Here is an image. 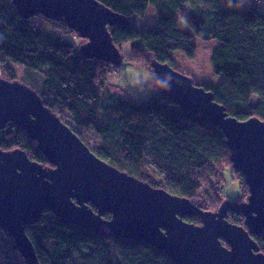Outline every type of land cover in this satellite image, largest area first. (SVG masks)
Segmentation results:
<instances>
[{
	"label": "trees",
	"instance_id": "16d2710c",
	"mask_svg": "<svg viewBox=\"0 0 264 264\" xmlns=\"http://www.w3.org/2000/svg\"><path fill=\"white\" fill-rule=\"evenodd\" d=\"M96 1L129 20L128 25L108 28L112 41L120 52L123 45H128L125 56L131 61L145 60L152 72L151 61L173 67L172 52L179 51L194 58L196 40L216 41L209 60L212 72L222 80L216 85L204 82L201 86L212 93L214 101L228 116L238 121L256 117L264 122V10L255 0ZM151 8L156 13L157 23L139 32L133 18L143 17ZM183 9L184 14L177 18ZM34 18H24L12 0H0V59L5 64L8 60L22 66L29 74L42 73L37 81L26 78L37 90L24 84L39 94L43 104L54 111L94 155L153 188L164 189L192 203L202 190V196L210 198V205L202 201L195 205L205 211L215 212L214 206L221 205L218 193L221 190L214 182L221 165L229 163L238 180L241 190L235 201H240L242 190L249 194L242 172L232 168L219 127L204 123L198 114L166 98L158 90L155 75L154 90L146 100L122 99L108 90L103 99L104 95L99 94L104 91L103 80L120 65L84 57L80 52L82 44L75 41L77 34L63 22L45 18L68 31L67 35L36 24ZM182 23L191 33L180 29ZM5 78L17 80L9 68H6ZM61 112L68 114L76 125L93 130L101 141L98 148L92 149L62 119ZM0 149H20L31 160L48 165L37 143L13 123L0 129ZM228 201L231 207L227 209V220L243 226L244 217L237 208L241 203ZM102 217L110 219V214ZM182 219L200 224L196 214ZM25 233L39 264H174L150 244L99 236L61 222L48 209L35 224L25 227ZM251 237L264 254V233ZM0 239L5 241L0 251L3 264H25L13 239L1 228Z\"/></svg>",
	"mask_w": 264,
	"mask_h": 264
},
{
	"label": "water",
	"instance_id": "95a60500",
	"mask_svg": "<svg viewBox=\"0 0 264 264\" xmlns=\"http://www.w3.org/2000/svg\"><path fill=\"white\" fill-rule=\"evenodd\" d=\"M12 3L26 19L63 22L85 40L80 46L84 57L113 66L122 63L108 28L129 20L98 1ZM150 66L166 98L221 129L232 168L242 172L248 187L247 200L237 206L244 225L227 220L228 200L216 212L205 211L102 161L36 91L0 77V129L8 123L22 128L48 163H37L20 149H0V228L11 236L25 264H39L25 227L46 209L61 222L99 236L150 244L174 264H264V254L251 237L264 233V122L256 117L238 121L190 76L168 64L151 61ZM105 213L110 219L102 217ZM194 214L199 225L182 219Z\"/></svg>",
	"mask_w": 264,
	"mask_h": 264
},
{
	"label": "rangeland",
	"instance_id": "374dc122",
	"mask_svg": "<svg viewBox=\"0 0 264 264\" xmlns=\"http://www.w3.org/2000/svg\"><path fill=\"white\" fill-rule=\"evenodd\" d=\"M256 4H258V7L264 10V1L263 0H255ZM187 5L185 6V9H187ZM185 9L181 11V13L178 14L177 18L181 14H184ZM36 24H44L48 26L53 31H56L58 33H64V35H67L68 31H64L60 28V26L56 24H52L47 22L45 18L42 17H36L34 18ZM134 24L136 29L140 32L142 29L145 28H151L154 27L157 23L156 21V13L151 8L149 9L143 17H134L133 18ZM180 29L186 31L187 33H191L190 29L185 25V23L180 24ZM78 36V35H77ZM76 43L83 44L85 40L81 39L80 37L75 38ZM196 51H195V57L194 58H188L184 54H182L179 51H174L171 53V59L173 61V68L177 70L178 72H181L183 74H186L188 76H192L194 83L196 85H201L204 82H210L214 85L218 84L222 77L215 75L212 72V67L210 63V53L212 48L216 45V41L210 40V41H202V40H196ZM129 48L128 45H123L121 49V54L123 57V62L120 64L118 68L114 70V72L108 76L105 80H103V92L99 93L101 97L103 96V99H105V91L108 90L111 93H116L119 95L122 99H128V100H146L149 93L154 90V73L146 66L145 60L142 62L140 61H131L129 60L125 55L128 54ZM144 63V64H143ZM7 64V65H6ZM6 64L0 59V77L5 78L6 68L11 69L17 80L23 79L22 82L29 85L34 90L36 89V86L32 83H30L26 78L30 77L31 79L34 78V80L37 81V79H40L42 77L41 72H35L32 74H29L26 72V70L17 64H14L10 61H6ZM29 71V70H27ZM6 79V78H5ZM97 88L98 85H97ZM58 112V110L56 109ZM62 119L70 125L81 137L82 139L92 148L97 149L100 145L101 141L99 136L90 128H83L81 126H78L74 123V121L71 119V117L66 114L65 112H61L59 114ZM230 164H224L219 167L216 173L218 178L214 180L215 186L218 187L221 191H218V193L221 196L220 203L230 200L235 201V198L237 195H239V192L241 189H239L238 180L236 177L232 174ZM222 172L220 175L219 172ZM203 191L201 190L198 193L197 198L193 201V204H197L198 202H203L204 205H210V198L207 196H202ZM243 195L240 197V201H235L237 203L245 202L247 199L248 193L247 192H241ZM240 193V194H241ZM202 196V197H201ZM240 196V195H239ZM202 199V200H201ZM219 203V205H220ZM220 207V206H218ZM217 205L214 206V211L216 212L218 210ZM202 208V207H199ZM204 209V208H202ZM5 245V241L3 239H0V251ZM0 264H3L1 261V255H0Z\"/></svg>",
	"mask_w": 264,
	"mask_h": 264
}]
</instances>
